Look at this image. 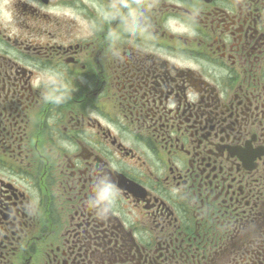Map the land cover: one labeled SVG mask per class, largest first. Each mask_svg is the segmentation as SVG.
<instances>
[{"label":"flooded vegetation","instance_id":"af4514ba","mask_svg":"<svg viewBox=\"0 0 264 264\" xmlns=\"http://www.w3.org/2000/svg\"><path fill=\"white\" fill-rule=\"evenodd\" d=\"M13 6L0 264H264V0Z\"/></svg>","mask_w":264,"mask_h":264},{"label":"clouds","instance_id":"9594fccd","mask_svg":"<svg viewBox=\"0 0 264 264\" xmlns=\"http://www.w3.org/2000/svg\"><path fill=\"white\" fill-rule=\"evenodd\" d=\"M14 0H0V9H3V11H0V25H10L15 22V9H14ZM6 5V7H4ZM34 86L42 89V98L45 102H60L62 97H55L50 98L48 88L54 87L55 85L48 84L45 79L41 78L38 81H34ZM113 186L110 184L105 185V188L103 189V194L97 199L96 203H102L104 200L107 199L110 190Z\"/></svg>","mask_w":264,"mask_h":264}]
</instances>
